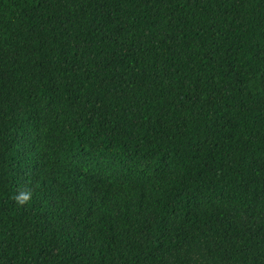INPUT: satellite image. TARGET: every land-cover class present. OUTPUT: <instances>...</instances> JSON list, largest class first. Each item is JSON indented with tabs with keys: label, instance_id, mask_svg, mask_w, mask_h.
<instances>
[{
	"label": "trees",
	"instance_id": "trees-1",
	"mask_svg": "<svg viewBox=\"0 0 264 264\" xmlns=\"http://www.w3.org/2000/svg\"><path fill=\"white\" fill-rule=\"evenodd\" d=\"M0 264H264V0H0Z\"/></svg>",
	"mask_w": 264,
	"mask_h": 264
},
{
	"label": "clouds",
	"instance_id": "clouds-1",
	"mask_svg": "<svg viewBox=\"0 0 264 264\" xmlns=\"http://www.w3.org/2000/svg\"><path fill=\"white\" fill-rule=\"evenodd\" d=\"M32 199V192L31 190H24L21 193L15 196V200L18 205L23 206L27 204Z\"/></svg>",
	"mask_w": 264,
	"mask_h": 264
}]
</instances>
